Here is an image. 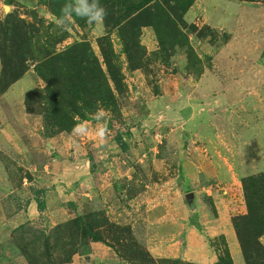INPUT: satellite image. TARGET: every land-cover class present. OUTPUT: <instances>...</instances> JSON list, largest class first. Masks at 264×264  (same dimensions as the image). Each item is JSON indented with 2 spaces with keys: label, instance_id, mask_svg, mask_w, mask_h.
<instances>
[{
  "label": "rangeland",
  "instance_id": "obj_1",
  "mask_svg": "<svg viewBox=\"0 0 264 264\" xmlns=\"http://www.w3.org/2000/svg\"><path fill=\"white\" fill-rule=\"evenodd\" d=\"M9 13L37 22L46 34L44 41L49 35L66 34L56 46L57 50L88 40L103 61L98 39L109 36L120 57L128 89L120 96L121 115L115 116L116 127L106 123L114 117L111 108H99L106 113L103 118L107 125L105 142L97 135L98 122L94 115L81 121L87 126L83 134L63 131L46 137L54 146L68 143L65 158L68 159L70 176L66 181L71 185L70 190L83 187L81 179L72 175L75 170L78 177L86 172L89 182L83 189L94 193L97 200L92 195V205L84 212H99L111 222L131 227L132 234L147 249L142 240L146 232L136 229L140 226L142 202L145 199L158 202L165 192L164 186L173 188L174 192L165 193L172 210L182 217L183 211L189 209L184 194L191 189L189 186L185 192L181 189V193L176 194L183 175H187L182 164L196 158L201 167L198 168L199 179L193 184L198 194L195 206L215 233L209 240L218 261L226 250L232 257L226 236L218 234L222 225L217 229V223L210 219L216 214L214 197L226 199L228 206V184L264 174V0H194L184 14L183 27L195 53L191 55L186 47H177L168 64L154 28L143 27L140 40L147 48V56L145 65L135 70L128 67L118 27L106 26L105 22L100 26L89 25L80 18L81 25L73 17L69 29L64 31L56 27V15L44 0H0V17ZM29 65L30 69L19 80L0 91V147L4 150L0 151V160L14 176L24 175L25 170L26 176L30 174L27 169L30 161H40L32 150L42 136H46L43 116L28 112L25 105L28 91L45 86L32 62ZM1 71L0 58V76ZM123 126L130 130V134L123 135L129 144L127 151L115 141ZM10 147L16 149L18 157L1 155ZM43 149L46 154L45 146ZM92 155L96 156L95 167ZM111 170L121 171L123 175L116 179L117 190L110 197L108 185L101 178ZM119 191L124 192L123 197ZM227 216L237 236L229 207ZM54 229L47 232L41 225L28 223L24 230L14 231L7 245L28 264L30 261L23 248L29 254L39 255L41 260L49 257L58 260L66 254L63 240L67 238L65 232L58 234ZM103 234L111 245L115 244L111 238L113 233L105 231ZM236 240L239 244L238 236ZM260 241L264 245V235ZM111 248L116 255L97 259L96 264H131ZM238 250L237 264H246L241 246ZM83 251L84 248L79 247L76 254L88 253Z\"/></svg>",
  "mask_w": 264,
  "mask_h": 264
},
{
  "label": "trees",
  "instance_id": "obj_2",
  "mask_svg": "<svg viewBox=\"0 0 264 264\" xmlns=\"http://www.w3.org/2000/svg\"><path fill=\"white\" fill-rule=\"evenodd\" d=\"M44 1L56 17L60 8L67 2ZM193 1L100 0V3L107 10L104 20L106 26L118 27L128 67L135 70L145 65L147 48L140 40L142 28L145 26L154 28L166 64L177 47H186L191 55L195 53L183 27V24H186L184 14ZM74 18L81 24L79 17ZM43 37H46V34L37 22H28L14 13L0 17V91L7 90L19 80L30 69L29 64L32 62L45 86L28 91L25 105L28 112L43 116L45 137L63 131H73L77 122L90 119L101 106L111 108L114 117L109 119V125L116 127L115 116L121 115L120 96L127 91L128 86L120 57L115 52L109 36L98 39L103 61L88 40L77 41L63 50H57L56 46L67 37L66 34L58 37L49 35L46 41ZM124 133L130 134L129 128L123 126L115 141L123 151H127L129 144L124 139ZM95 157L91 156L93 167L96 166ZM226 187L227 203L242 256L246 264H264V245L260 241L264 235V174L245 177L240 182L230 183ZM37 201L40 211L43 210L44 201L40 198H37ZM54 228V232L66 234L67 240H63L65 256L58 260L52 257L41 260L39 255L29 254L23 248L30 264L70 263L79 247L84 248L83 252H89L91 241H102L113 247L131 264H196L181 259H155L135 238L131 227L111 222L99 212H84ZM24 229L25 225H22L15 232ZM105 231L113 233L111 238L115 244L111 245L104 237ZM45 234L47 236L46 232ZM48 245L49 241L46 246ZM217 264H234L228 250L224 256L219 257Z\"/></svg>",
  "mask_w": 264,
  "mask_h": 264
},
{
  "label": "crops",
  "instance_id": "obj_3",
  "mask_svg": "<svg viewBox=\"0 0 264 264\" xmlns=\"http://www.w3.org/2000/svg\"><path fill=\"white\" fill-rule=\"evenodd\" d=\"M109 119L106 120L107 124ZM49 140L50 138L42 136L36 149L32 150L33 152L36 151L34 157L38 155L40 161H30L31 165L29 164L27 168L30 172L28 176L25 175L27 170L24 171V175L14 176L13 173L9 172L10 169L0 160V264H28L22 256H16L17 254H15L14 250L7 245L14 231L20 226L28 223L37 226L41 225L48 232L58 224L74 218L90 208L92 195L95 201L97 200L94 193L91 194L83 189L84 185L89 182L85 171L79 177L77 170L72 174L73 177L81 179L83 187L77 190L68 188L71 186L66 181L70 176L67 171L68 159L65 158L68 143L59 147L54 146ZM97 145L100 147L98 143ZM43 146L48 151L46 154H44ZM0 151L4 150L0 147ZM1 155L6 158V155L18 157L16 149L12 147L9 150L6 149L5 153H1ZM97 156L99 158L102 157L99 154ZM199 166L201 167L196 158L192 159V161L187 159L183 162V171L187 172V175H183L184 179L180 181L182 185L176 190V194L181 193V189L185 192V189L191 186V189L187 190L188 192L193 191L195 198H197L196 195L198 194L193 189V184L199 179ZM17 171L19 172V170ZM121 174V171L115 172L112 170L102 174L103 177L101 179L106 181L108 192L109 194L111 193L110 197L114 196L117 190L116 179H119ZM125 174L129 176L127 173ZM107 175H109V178H107ZM175 181V179H172V182ZM163 189L165 192H174V189L170 187L164 186ZM102 190L104 191V189ZM103 191H100L101 194L104 193ZM165 192L162 193L163 196L158 202L155 199H152V201L145 199L140 208L142 217L140 218V226H137L136 229L139 228L141 232H146L142 240L147 250L154 258L181 259L199 264L216 263L218 256L212 250L209 240V237L212 238V234L215 233L207 225L206 219L200 215L198 207L190 208L188 206L189 209L184 210L183 216L179 217L172 210L171 203ZM122 193L124 192L119 191L120 195ZM37 198L42 199L45 203V208L41 211L38 207ZM213 199V209L216 214L210 220L217 223V229L222 225L218 234L223 233L226 236L232 257L235 264H237L240 243L238 244L236 240L237 236L232 228L230 218L227 216L228 206L225 202L226 199L219 197H214ZM200 208L203 209L204 206L201 205ZM193 211H196V213ZM89 249V252L84 255H74L72 261L66 264H88L84 259L86 255H91L90 264H96L97 259H105V257L113 256V253H115L111 247L102 241L89 242Z\"/></svg>",
  "mask_w": 264,
  "mask_h": 264
},
{
  "label": "clouds",
  "instance_id": "obj_4",
  "mask_svg": "<svg viewBox=\"0 0 264 264\" xmlns=\"http://www.w3.org/2000/svg\"><path fill=\"white\" fill-rule=\"evenodd\" d=\"M107 16L106 8L101 5L100 0H67L59 10V15L55 18L54 23L57 28L64 31L69 29L73 17L84 19L89 25H103ZM94 119L98 122L97 135L103 143L106 140L107 125L104 122L105 111L99 110L93 114ZM87 126L83 122H77L74 125L73 132L83 134Z\"/></svg>",
  "mask_w": 264,
  "mask_h": 264
},
{
  "label": "water",
  "instance_id": "obj_5",
  "mask_svg": "<svg viewBox=\"0 0 264 264\" xmlns=\"http://www.w3.org/2000/svg\"><path fill=\"white\" fill-rule=\"evenodd\" d=\"M185 200H186L188 206H189L190 208H193V207L195 206V204H196L195 193H194L193 191H191V192H187V193L185 194ZM84 259L86 260V262H87L88 264L91 263V255H86V256L84 257Z\"/></svg>",
  "mask_w": 264,
  "mask_h": 264
}]
</instances>
